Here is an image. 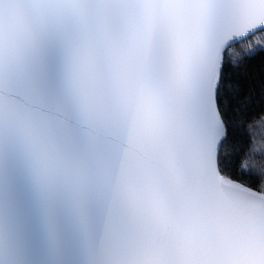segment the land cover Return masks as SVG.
Here are the masks:
<instances>
[{
    "label": "snow or ice",
    "instance_id": "obj_1",
    "mask_svg": "<svg viewBox=\"0 0 264 264\" xmlns=\"http://www.w3.org/2000/svg\"><path fill=\"white\" fill-rule=\"evenodd\" d=\"M0 264H264V0H0Z\"/></svg>",
    "mask_w": 264,
    "mask_h": 264
}]
</instances>
